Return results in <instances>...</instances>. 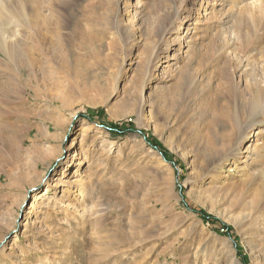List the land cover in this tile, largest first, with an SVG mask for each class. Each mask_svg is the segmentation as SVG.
I'll return each mask as SVG.
<instances>
[{"label":"rangeland","instance_id":"1","mask_svg":"<svg viewBox=\"0 0 264 264\" xmlns=\"http://www.w3.org/2000/svg\"><path fill=\"white\" fill-rule=\"evenodd\" d=\"M253 2L5 1L0 264H264Z\"/></svg>","mask_w":264,"mask_h":264},{"label":"bare ground","instance_id":"2","mask_svg":"<svg viewBox=\"0 0 264 264\" xmlns=\"http://www.w3.org/2000/svg\"><path fill=\"white\" fill-rule=\"evenodd\" d=\"M5 1L7 0H3L2 2H0V14L4 13L5 9ZM256 2H253L251 5H249V9H252L251 12H249L248 14L250 15V18L247 19L245 15H242L241 20L237 21V28L239 29V31L237 32V34H235L233 32V36H235V38L239 37V32L240 29L242 28L243 24L246 26L247 22H248V28L250 27V22L257 24L258 20H259V16H255L252 12H256V10H258V12L261 14V16L264 14V0H255ZM257 13V12H256ZM22 15V8L20 7L18 10L16 11H10L7 12V15H3L0 16V19H2V17H13L16 19H19V17ZM248 15V16H249ZM18 16V17H17ZM245 17V18H244ZM37 22V21H36ZM37 25L40 26L41 24L39 22H37ZM8 30H6L5 27L2 26V24L0 23V44L2 46L5 47V43H6V34H7ZM239 40V39H237ZM249 99L248 101H246V107L249 111L248 114H250V120L251 119H255L256 116H258V114L260 113V109L262 106H264V93L261 90L260 87H258L257 83H251V85L249 86ZM260 110V111H259ZM233 117V116H232ZM231 117V118H232ZM230 115H228V119H230ZM237 126L240 123L239 118L236 116L235 119H233ZM225 127H228L230 129H232L233 127L228 123L224 124ZM235 126V125H234ZM236 129V128H234ZM233 144V139L231 135H223L222 137H218V139H210L208 140V146H207V150H208V156L211 160L215 161V160H219L222 159L223 157H226L229 150L231 149Z\"/></svg>","mask_w":264,"mask_h":264},{"label":"trees","instance_id":"3","mask_svg":"<svg viewBox=\"0 0 264 264\" xmlns=\"http://www.w3.org/2000/svg\"><path fill=\"white\" fill-rule=\"evenodd\" d=\"M111 131L114 132L115 134H125L127 132V130H121L119 128H112ZM194 212L199 214L206 221L214 220V217H211V216L205 214L201 210H194Z\"/></svg>","mask_w":264,"mask_h":264}]
</instances>
